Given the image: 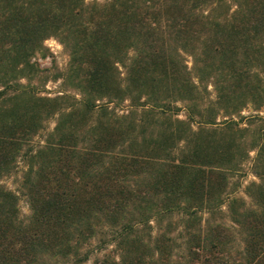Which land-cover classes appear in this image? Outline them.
I'll return each mask as SVG.
<instances>
[{
    "label": "trees",
    "instance_id": "1",
    "mask_svg": "<svg viewBox=\"0 0 264 264\" xmlns=\"http://www.w3.org/2000/svg\"><path fill=\"white\" fill-rule=\"evenodd\" d=\"M50 37L79 98L22 82ZM24 156L32 214L0 184V264H82L93 240L118 251L96 264H264V0H0V180Z\"/></svg>",
    "mask_w": 264,
    "mask_h": 264
},
{
    "label": "rangeland",
    "instance_id": "2",
    "mask_svg": "<svg viewBox=\"0 0 264 264\" xmlns=\"http://www.w3.org/2000/svg\"><path fill=\"white\" fill-rule=\"evenodd\" d=\"M45 46L46 51L44 53H39L32 58V62L37 65L40 72L35 77L30 79L31 82L28 81L27 78H24L22 82L26 84L31 83L32 86H35V90L40 95L48 96L50 98L64 95H71L72 97L79 98L81 92L73 89L71 87L72 85H68V81L66 80L67 72L71 66V54L69 48L57 37L48 38L45 41ZM188 60L189 65L192 66V57L188 56ZM209 89L212 91V94L215 95L213 86L210 85ZM58 101L63 104H66L67 102L66 98L59 99ZM103 101H98V103L102 104ZM128 104L129 101L126 100L123 104H119L117 106H115V104H111V106H115L117 110L122 113L127 110ZM177 104L180 106L185 105L182 102H178ZM244 113L249 114V112ZM56 117L57 116L51 117L47 122H45V126L47 128L40 132L41 135L44 133L46 135L49 131L54 129L56 125ZM180 117H186L184 110L180 111ZM42 138L43 137L36 136L35 140L40 142L43 140ZM254 156L255 152H252L251 157L244 162L242 169L231 175L229 180V190L233 192L232 196L250 201V198L248 197V187L253 181H258V178L254 175L252 170ZM32 160L33 158L31 156L22 157L19 159V163L16 165L14 170L0 180V184L16 192L19 197V211L21 217L27 219L32 214V209L28 191L24 188V182L30 165L34 161ZM215 217L218 219L228 217L227 203L224 204L222 211L216 212ZM84 248H89L88 251H90V257L82 264H96L98 261H102L105 255L115 256L118 254L114 244L103 246V244L98 242V240H93L90 242L89 246L85 245ZM181 253L182 252H180L179 255H181ZM67 264H73V262H68Z\"/></svg>",
    "mask_w": 264,
    "mask_h": 264
}]
</instances>
